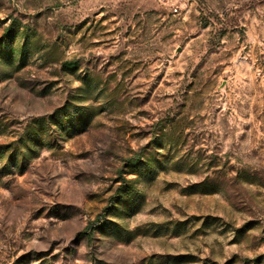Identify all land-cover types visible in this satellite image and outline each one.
Instances as JSON below:
<instances>
[{"label":"rangeland","instance_id":"rangeland-1","mask_svg":"<svg viewBox=\"0 0 264 264\" xmlns=\"http://www.w3.org/2000/svg\"><path fill=\"white\" fill-rule=\"evenodd\" d=\"M0 264H264V0H0Z\"/></svg>","mask_w":264,"mask_h":264},{"label":"trees","instance_id":"trees-1","mask_svg":"<svg viewBox=\"0 0 264 264\" xmlns=\"http://www.w3.org/2000/svg\"><path fill=\"white\" fill-rule=\"evenodd\" d=\"M76 63H73V62H68V64L66 65H69V66H74ZM134 164H136L137 162L134 161L133 162ZM105 221V213L98 216V218L91 224L87 227V229L84 231V234L87 235V236H92L94 231L99 228L103 222Z\"/></svg>","mask_w":264,"mask_h":264},{"label":"built area","instance_id":"built-area-1","mask_svg":"<svg viewBox=\"0 0 264 264\" xmlns=\"http://www.w3.org/2000/svg\"><path fill=\"white\" fill-rule=\"evenodd\" d=\"M159 2H165V0H158ZM175 12H177V9H175Z\"/></svg>","mask_w":264,"mask_h":264}]
</instances>
